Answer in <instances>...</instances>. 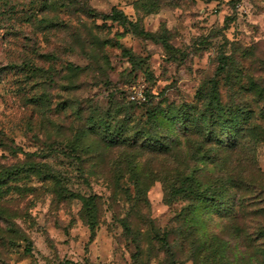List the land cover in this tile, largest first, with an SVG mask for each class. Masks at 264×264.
<instances>
[{
    "label": "rangeland",
    "instance_id": "obj_1",
    "mask_svg": "<svg viewBox=\"0 0 264 264\" xmlns=\"http://www.w3.org/2000/svg\"><path fill=\"white\" fill-rule=\"evenodd\" d=\"M84 7H114L159 40L93 18ZM223 56L233 63L219 72ZM66 63L79 69L68 71ZM236 65L242 71L232 78ZM248 76L264 86V0H0V264H194V245L221 244L224 251L227 243L241 251L245 235L234 237L233 226L250 233L264 224V123L247 151L258 172L245 171L237 218L228 220L214 203L169 194L191 172L211 183L219 172L202 155L225 156L207 141L198 153L196 144L186 148L184 125L169 110L214 82L222 105L258 116ZM139 91L145 101L130 100ZM110 102L131 107L138 142L180 141L188 152L183 172H172L174 159L147 151L125 160L133 132L118 147L102 144L86 124L89 107L103 110ZM88 197L98 220L93 237L84 218Z\"/></svg>",
    "mask_w": 264,
    "mask_h": 264
},
{
    "label": "trees",
    "instance_id": "obj_2",
    "mask_svg": "<svg viewBox=\"0 0 264 264\" xmlns=\"http://www.w3.org/2000/svg\"><path fill=\"white\" fill-rule=\"evenodd\" d=\"M83 10L87 15L93 18L95 17L96 19L104 21L110 20L119 24L127 23L137 36L144 39L151 41L159 40L152 32L139 28L136 22L128 21L125 15L114 7L111 8L108 13L97 12L88 7H84ZM160 42L167 47L168 44L165 40H160ZM43 57L52 58V55L48 54ZM230 62L233 63L232 58L228 56L221 57L217 71L224 72ZM66 64L68 71L79 69L78 67H73L70 63ZM239 70H241L239 65L233 68L234 75L232 78L238 77L237 74ZM30 71L32 73L37 72L35 68H32ZM250 78L248 76L245 79H247L248 86L254 92L255 98L261 104L258 116L255 115L250 108L245 106L235 105L234 107H225L222 105L216 92V83L214 82L203 94H201V92L198 93V96H196L193 102L179 105L169 110L171 113L170 116L175 117L184 125L183 130L185 131V138L183 143H185L186 148L187 145L191 148V145L193 146V144H196L197 147L194 151L198 153V147H204L203 145L209 142V144L215 146V153L221 151L225 152V156L223 157H219L218 155H216L217 157L202 155L206 158V161L217 166L216 171L219 172V175H214L213 178H211L213 180L211 183L200 182L197 178H194L191 172L187 175H181L179 177L178 188L172 189L169 194L175 196L186 195L196 201H200L201 204H206L207 202L214 203L213 210L220 212L221 216L228 220H233L234 216L237 218L235 206L237 203L241 204L239 189L247 187V180L244 178L246 175L245 171L249 173L252 172V174L258 172L253 154L247 151H250V143L255 144L257 142L256 138L263 133L260 122L264 123V86L261 81ZM47 79H50V76H48ZM117 105L118 104L110 102V106L108 104V107L103 110L99 107H89V116L86 124L91 128L94 135L95 133L99 134L101 143L109 145L108 147L110 149L115 147V145L118 147L120 146L118 145L120 143L119 141H128L132 137V135L129 136L128 133L133 132V144L130 146L129 152L127 151L126 153L124 151L123 154L125 160L128 161V155L137 156L140 152L147 151L161 155L162 157L165 156L174 159L178 165L172 169V172H183L180 166H183V163H188L186 160V154L188 152L184 153V148L179 144L180 141L173 139L169 140L170 136H165L166 138H164V141H161L157 136H154L153 142L155 143H150L149 146H147L148 144L146 145V143L138 142L137 137L140 134L141 126L130 116L129 112L131 107L128 105H120L117 108ZM168 123L172 124V121L170 120ZM128 124H132L133 127L131 126L128 128ZM218 130H220L221 133H218ZM225 132L228 133V137L222 139ZM196 152L192 154L193 159L196 157ZM198 170H200V168ZM200 186L202 188H200ZM228 186L235 187L233 195L224 192V188ZM92 199L93 197L82 199L84 208L89 213V215H85L84 218L89 229L90 237L94 236L96 226L98 225V220H95L94 216L90 214L91 211L95 209V206L91 203ZM226 204L228 206H225ZM120 224L128 236L132 234V230L125 219H120ZM230 226L232 227V225ZM231 230L234 237L242 238L240 236L245 235L244 239H242L243 248L241 251L236 249L237 247L235 248L227 245V243L224 246V251H226L225 254L223 253L224 251H222L223 246L221 244H216L218 242H215L216 246L210 245L209 243L200 244V247L199 245H194V247L192 246L193 249L191 254L193 263L264 264V224L257 223L250 233L240 228L238 223H236ZM22 241L26 242L24 251L30 252V243L28 239L23 238ZM135 248H137L136 245ZM200 248H202L205 253L203 257L199 254ZM211 249L213 250L211 251ZM228 252H230L229 255H227ZM197 255L202 258V261H199ZM132 257L135 259L136 253H133Z\"/></svg>",
    "mask_w": 264,
    "mask_h": 264
},
{
    "label": "built area",
    "instance_id": "obj_3",
    "mask_svg": "<svg viewBox=\"0 0 264 264\" xmlns=\"http://www.w3.org/2000/svg\"><path fill=\"white\" fill-rule=\"evenodd\" d=\"M129 98H130V100H134L137 103H141V102L145 101V99H146L145 95H143V93L141 91L131 95Z\"/></svg>",
    "mask_w": 264,
    "mask_h": 264
}]
</instances>
